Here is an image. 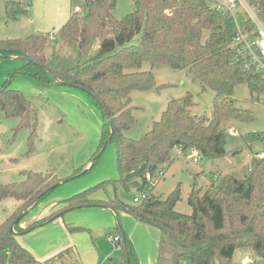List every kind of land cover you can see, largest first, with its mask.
Returning <instances> with one entry per match:
<instances>
[{"label":"trees","instance_id":"trees-1","mask_svg":"<svg viewBox=\"0 0 264 264\" xmlns=\"http://www.w3.org/2000/svg\"><path fill=\"white\" fill-rule=\"evenodd\" d=\"M245 1L257 16L264 14V0ZM84 2L85 11H74L59 29L62 43L76 46L80 58L97 41L94 56L80 69L54 71L45 65L49 34L39 31L22 38L0 39V56H18L20 61L0 86V115L20 118L19 128L31 126V144L35 110L25 93L11 85L17 75L27 76L43 87L59 83L81 89L97 100L103 115L100 145L89 169L86 167L91 162L62 179L53 172L24 171L19 181L0 182V202L9 197L18 201L16 210L0 220V264H36L33 254L18 242L17 234L31 231L70 209L87 206L126 211L158 230L157 264H236L233 256L237 249L255 254V260L247 264H261L257 258L264 260V154L257 153L255 165L243 175L216 173L206 191L193 187L188 198L191 213L176 209L180 186L162 199L153 193L155 184L150 185L146 179L147 173L154 174L173 162L178 149H192L208 158L225 156L226 134L234 121L254 119L250 109L237 106L235 86L246 84L254 96L264 93V76L244 70L236 51L226 44L225 18L229 14L215 8L210 0H133L134 11L118 19L113 13L118 0ZM30 7V0H8L6 17L19 19L30 12ZM241 24L256 32L250 18L244 16ZM139 33L141 41L130 44ZM145 61L152 67L167 64L187 69L204 90L215 92L212 114H195V102L188 93L171 99L160 119L142 137L126 136L136 121L131 94L156 86L153 70L142 69ZM244 138L249 147L259 140L264 143V131L248 132ZM110 142L116 146V180L126 188L146 190V198L134 204L102 198L97 191L109 181L102 180L68 197L48 200L59 186L93 169L104 152L102 147ZM49 205H53L50 213L21 226L31 211L36 209V214ZM123 235L122 264H141L133 240ZM164 249L168 254L163 257Z\"/></svg>","mask_w":264,"mask_h":264},{"label":"rangeland","instance_id":"rangeland-1","mask_svg":"<svg viewBox=\"0 0 264 264\" xmlns=\"http://www.w3.org/2000/svg\"><path fill=\"white\" fill-rule=\"evenodd\" d=\"M7 1L0 0V39L26 37L34 34L37 26H49L46 28L48 31L45 29H40V31L49 34L44 61L45 65L54 71L80 69L94 56L97 41H94L89 51L80 58L76 46H67L62 43L58 28H52V24L47 20L43 22V18L35 16L37 12H43L46 18L51 16V4H48L45 9H40V0H30V12L19 19H8L6 17ZM60 1L64 0H55V3ZM65 1L69 3L70 12H73L75 4H80L85 11L84 0ZM134 9L133 0H118L113 13L116 18L121 19L132 13ZM244 16L252 20L255 29L260 25L259 22L264 27V14L257 16L258 21L251 16L244 5H239L225 18L228 46H234L233 36ZM141 36V33L137 34L130 44H138ZM12 62L15 61L0 56V86L6 82L7 79L4 77L6 71L11 69ZM142 69L153 70L156 86L147 90L134 91L131 94L132 104L136 106L134 111L136 121L125 132L126 136L133 139L142 137L152 127L153 122L160 119L171 99L185 96L188 93L193 96L195 114L207 116L212 114L215 92L210 88L204 90L200 80L194 78L187 69H174L167 64H157L152 67L146 61L143 62ZM13 70L8 72L9 77ZM20 77L29 79L27 76L17 75L13 77L11 84L13 87L18 85ZM38 89L25 92L35 110L36 128L32 144L30 141L31 126L19 128L20 118L0 115L1 183L23 179L24 171L53 172L62 179L65 174L79 170L91 162L86 167L89 169L93 164V156L97 155L101 141L103 115L96 100L81 89L59 83L45 87L39 85ZM234 97L237 106L250 109L254 119L251 122L234 121L233 127L226 134V155L219 158H208L201 155L199 161H194L196 155L192 149L175 150L173 162L163 166L166 168L165 176L154 185L153 193L162 199H165L176 187H181V199L176 205V209L180 212H192L188 198L193 187L206 191L215 181L216 173L233 172L243 175L255 165L256 153L264 152L262 141H256L252 147H249L244 138V134L248 132L264 131V93L254 96L249 87L241 83L235 86ZM102 150L104 152L93 169L82 177L59 186L48 197V200L59 198L58 193H70L74 189L76 192L102 180H109L105 182L104 189L97 191L98 196H106L115 202L134 204V197L140 195V191L135 187L126 188L121 181L116 180L119 175L115 144L110 142L106 147L103 146ZM158 171L154 173V176ZM17 204L18 201L11 197L1 201L0 220L10 216L16 210ZM35 210L26 216L27 220ZM153 234L158 236L157 231H153ZM109 235L113 234H107L106 241ZM109 243L114 248V258L122 264V250H117L112 242ZM166 250L163 251V257L168 254ZM148 254H150V249H148ZM247 258L250 259L247 262L249 263L255 260L256 256L250 250L237 249L233 261L236 264H247L244 262ZM257 259L259 263H264V260ZM213 264L219 263L215 261Z\"/></svg>","mask_w":264,"mask_h":264},{"label":"crops","instance_id":"crops-1","mask_svg":"<svg viewBox=\"0 0 264 264\" xmlns=\"http://www.w3.org/2000/svg\"><path fill=\"white\" fill-rule=\"evenodd\" d=\"M48 4H51V16L46 18L43 12H37L35 16L43 18V22L47 20L52 24V28H58L59 31L63 24L75 13L74 8L73 12H70L69 3L65 0L56 3L55 0H40V9L47 8ZM48 27L37 26L36 32H39L40 29L48 31L46 29ZM53 36L55 37V35ZM18 58V56L10 57L15 61L12 62L10 70L20 65ZM8 70L5 79L9 77L8 72L10 70ZM18 81L19 83L15 87L24 93L32 89L39 90V84L30 78L20 77ZM263 154L264 152L259 156ZM74 190L70 193H58L59 198L55 197L53 201L68 197L79 191L75 192ZM102 198L110 200L106 196ZM52 206L49 205L47 208H43L28 220L23 221L21 226L26 227L32 221L43 216L44 213H50ZM153 231H157L158 236H154ZM123 233L128 234L133 240L141 264L158 263L159 231L137 221L126 211L120 210L118 212L109 206H87L70 209L31 231L17 234V240L33 254L37 260L36 264H119V261L114 258V248L109 243L111 241L108 238V241H106V236L107 234L124 236ZM148 249H150V254H148ZM249 260L247 258L244 262L247 263Z\"/></svg>","mask_w":264,"mask_h":264},{"label":"built area","instance_id":"built-area-1","mask_svg":"<svg viewBox=\"0 0 264 264\" xmlns=\"http://www.w3.org/2000/svg\"><path fill=\"white\" fill-rule=\"evenodd\" d=\"M211 4L226 14L233 13L239 5L243 4L251 13V16L258 20L257 14L252 10L245 0H210ZM74 11L77 13L83 12V7L80 4H75ZM259 21V20H258ZM256 32L253 33L246 28L243 24L238 25V29L233 36L234 46L232 47L237 54L238 59L242 63L244 70L256 71L264 76V27L259 22ZM52 37H54L52 35ZM196 157L194 161H199L200 154L194 151ZM166 174V168H161L154 176L152 173H147L146 179L150 185L156 184ZM217 176V174L215 175ZM148 196V192L140 191V195L134 197L135 202H139ZM108 239L113 242L117 250H122L123 245L121 236H109ZM264 264V263H261Z\"/></svg>","mask_w":264,"mask_h":264},{"label":"water","instance_id":"water-1","mask_svg":"<svg viewBox=\"0 0 264 264\" xmlns=\"http://www.w3.org/2000/svg\"><path fill=\"white\" fill-rule=\"evenodd\" d=\"M96 100V99H95ZM96 102H97V100H96ZM43 194H41L40 196H42ZM26 211H27V209L24 211V212H22L19 216H18V218H17V222L18 221H20L24 216H25V214H26ZM12 229H13V227H12Z\"/></svg>","mask_w":264,"mask_h":264},{"label":"bare ground","instance_id":"bare-ground-1","mask_svg":"<svg viewBox=\"0 0 264 264\" xmlns=\"http://www.w3.org/2000/svg\"><path fill=\"white\" fill-rule=\"evenodd\" d=\"M247 3V2H246ZM248 4V3H247ZM241 5H243V4H241ZM240 5V6H241ZM249 5V4H248ZM245 7V6H244ZM252 10H254L255 11V9L254 8H252L251 6H249ZM245 9L248 11V12H250L246 7H245Z\"/></svg>","mask_w":264,"mask_h":264}]
</instances>
